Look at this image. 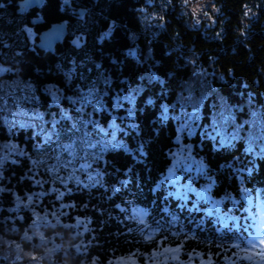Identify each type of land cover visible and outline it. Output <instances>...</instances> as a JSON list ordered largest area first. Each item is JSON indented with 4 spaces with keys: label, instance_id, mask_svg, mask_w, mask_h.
<instances>
[{
    "label": "trees",
    "instance_id": "1",
    "mask_svg": "<svg viewBox=\"0 0 264 264\" xmlns=\"http://www.w3.org/2000/svg\"><path fill=\"white\" fill-rule=\"evenodd\" d=\"M19 1L0 0V67L9 70L0 74V240L20 249L0 264H264V155L249 145L264 141V0L245 25L250 0H212L198 25L187 0H42L37 19L31 9L20 12ZM154 9L160 15L146 25L141 13ZM58 21L68 24L67 38L53 53L39 51L38 33ZM92 81L107 91L105 110L92 118L105 130L123 129L116 135L123 147L91 127L94 148L81 143L82 132L46 140L41 130L61 108L79 117L67 97ZM188 85L195 99L205 94L198 121L216 120L220 104L231 110L227 127L241 126L231 144L221 147L207 125L178 131ZM136 88L129 128L130 106L113 111L112 97ZM33 112L43 119L30 120ZM182 149L192 160L178 156ZM172 153L191 170H177ZM170 169L178 184L205 196L172 194L162 178Z\"/></svg>",
    "mask_w": 264,
    "mask_h": 264
},
{
    "label": "snow or ice",
    "instance_id": "2",
    "mask_svg": "<svg viewBox=\"0 0 264 264\" xmlns=\"http://www.w3.org/2000/svg\"><path fill=\"white\" fill-rule=\"evenodd\" d=\"M5 5L3 3H0V8H4ZM30 31V30H28ZM131 54V53H130ZM100 66L97 65V68ZM9 71L8 69H5L3 67H0V74L3 72ZM70 78V77H69ZM149 80H154L156 77L152 74L148 77ZM102 83L104 84L105 88L110 86V81L107 77L102 78ZM121 83H124L123 81ZM48 94L52 97L53 103L59 102V96L56 90H53L51 87L46 89ZM140 89H129L127 91V94H124L123 91L116 92L115 95L112 97V109L113 111H117L120 108L124 106L125 103H127L130 107L126 108L125 111L127 113V116L125 119L129 121L127 127L134 128L135 126L131 123L133 119V109L131 105L134 104L135 96L139 93ZM185 91L188 92L187 96H182V100L186 101V103H181V113L179 116V119L181 121V126L178 129L179 132L187 131L189 134H192L193 127H199V125L196 123L197 119V110H198V104L205 98V94L203 92L200 93V98L195 99L193 96V92L195 89L191 87V85L186 86ZM107 95V91H101L98 87V81H92L89 85H87V91H84L83 89L78 90V95L73 97H67V99L70 101V103L73 106H77L75 108L76 112L79 113V117H73L69 115L67 111H65L63 108L60 109L59 112V120H57L55 117L48 123L51 124V128L48 130L42 129V132H45V139L49 142H52V138L56 137V142H60V138L66 137L69 140L72 139V137L76 133L82 132V136L80 138L81 143H88L89 147H96L95 144H92L90 141V133L88 131L89 127H91L92 133H95L96 135H102L104 137H111L109 141H106V143H110L113 148L116 147H123L122 144H120L117 139L116 135L118 131H123V129L118 128L116 126H112L110 130H105L103 127H100L99 122L92 118L94 114L100 113L105 110V104H104V96ZM24 99H29V97H25ZM38 99V98H37ZM148 103H152L151 100L148 101ZM19 106V105H18ZM188 106L192 107L191 112H186L184 109ZM91 107L92 111L87 112L86 109ZM215 107V106H214ZM27 114V113H26ZM215 116L217 117L216 120H214L212 124V132L207 133L213 140H216V138H219V144L221 147H224L226 144H231L232 141L236 140L238 137V129L241 127L240 125H235L232 127V131L229 133L226 131V127L231 124L232 121V115L231 110L227 108V106L220 104L218 110L215 113ZM162 118L167 119L168 118V107H163V113ZM30 120H42L43 117L40 116L38 113H32L29 115ZM62 121H69L71 122V127H62L61 122ZM9 123L15 125L16 121H10ZM24 125L22 124L21 127ZM83 130V131H82ZM213 133L215 135L213 136ZM251 142V141H250ZM64 148L68 149L71 147V145H63ZM103 147V145H101ZM251 150V149H249ZM183 151V149L181 150ZM261 155H264V148L261 150ZM141 155H143L142 146H141ZM173 159V165L177 170H182L184 172L190 171L191 165L187 162L181 163L178 159H175L176 154H171ZM187 160V158H186ZM129 171H131L129 169ZM171 171V169H170ZM197 172L198 174H203L204 169L200 166H197ZM191 179V177H189ZM5 191V189L0 188V192ZM183 207V205H181ZM260 251L258 255L261 256L262 260H264V238L260 239ZM236 247H239V245H234ZM253 248H255L254 241L252 242Z\"/></svg>",
    "mask_w": 264,
    "mask_h": 264
},
{
    "label": "rangeland",
    "instance_id": "3",
    "mask_svg": "<svg viewBox=\"0 0 264 264\" xmlns=\"http://www.w3.org/2000/svg\"><path fill=\"white\" fill-rule=\"evenodd\" d=\"M188 4H187V11L188 13L191 14V23L193 25H198L200 23V20H204L205 15L208 13L207 9L211 8L212 6V0H187ZM261 4V0H250L249 2H247L244 6V12L241 15V23L242 24H246V20L250 17H254L257 16L258 13V6H260ZM161 7V6H159ZM205 13V14H204ZM160 15V10L154 9L151 11L150 15L147 13H141V20L142 21H146L148 19V22L146 21V25H150L152 24ZM214 21V20H213ZM26 35L28 37H30L31 40H34V35L36 34L33 29L29 26H24L23 27ZM30 30V31H28ZM107 33L104 32L102 35H106ZM215 118H212L211 121H209V125H207V122H205L204 120L202 121L199 118V121L197 119V124L199 125V128H202L203 125L206 127L207 125V131H209V128H212V124L214 122ZM201 121V122H200ZM230 129L229 133L232 131V127H226V131ZM211 130V129H210ZM212 132V130H211ZM228 132V131H227ZM215 135V133H213V136ZM242 136H244V134H242ZM183 142V141H182ZM249 145L253 148L254 151H257L258 153H261L262 148H264V141H260V140H256L253 139L251 140V142L249 143ZM178 156L180 157H187V159L192 160V156L190 154V152H188V150H185V152L181 154H179ZM183 161V160H182ZM191 170V168H190ZM90 172V171H89ZM163 179H167L169 182H171V184H173V187H169V190L171 191L172 194L176 195L177 197L181 198L182 200H186L188 197H191L190 192L193 191L195 193L196 198H200V196L204 197L205 194L203 191L198 192L197 190L193 189V185H185L183 183L178 184L174 178V173L173 171H168L166 173V175L162 176ZM83 183H87V181L83 182ZM196 200V199H195ZM261 238H264V234L262 232V230L259 231ZM20 251L19 247L16 244L7 242V241H1L0 240V257L4 256L6 257L8 256H15L17 255ZM158 256H161L160 254ZM19 256L16 257V259H18ZM158 261L161 262H166L167 260V256L164 257H157ZM258 259V258H254ZM121 264H124L123 262H121ZM135 264V263H134ZM154 264H159L158 263H154Z\"/></svg>",
    "mask_w": 264,
    "mask_h": 264
},
{
    "label": "water",
    "instance_id": "4",
    "mask_svg": "<svg viewBox=\"0 0 264 264\" xmlns=\"http://www.w3.org/2000/svg\"><path fill=\"white\" fill-rule=\"evenodd\" d=\"M42 0H21L17 2L18 7L33 9L39 7ZM68 36V24L66 21H58L50 24L38 33L34 47L39 51L53 53L55 47L61 44Z\"/></svg>",
    "mask_w": 264,
    "mask_h": 264
},
{
    "label": "flooded vegetation",
    "instance_id": "5",
    "mask_svg": "<svg viewBox=\"0 0 264 264\" xmlns=\"http://www.w3.org/2000/svg\"><path fill=\"white\" fill-rule=\"evenodd\" d=\"M21 1V0H20ZM42 4V3H41ZM40 7V6H39ZM39 7H36V8H33V9H31L30 11H34V13H36V14H38L36 17H34V19H37V18H39ZM17 8H19V10H20V12H24L25 14H27L28 13V11H27V9H24V8H22V7H17ZM30 13H32V12H30Z\"/></svg>",
    "mask_w": 264,
    "mask_h": 264
}]
</instances>
